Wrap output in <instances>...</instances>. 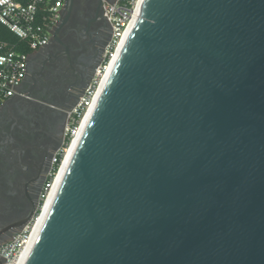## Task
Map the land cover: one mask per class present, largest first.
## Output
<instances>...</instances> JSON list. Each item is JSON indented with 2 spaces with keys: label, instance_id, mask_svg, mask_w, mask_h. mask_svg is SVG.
I'll list each match as a JSON object with an SVG mask.
<instances>
[{
  "label": "water",
  "instance_id": "water-1",
  "mask_svg": "<svg viewBox=\"0 0 264 264\" xmlns=\"http://www.w3.org/2000/svg\"><path fill=\"white\" fill-rule=\"evenodd\" d=\"M20 264H264V0H140Z\"/></svg>",
  "mask_w": 264,
  "mask_h": 264
},
{
  "label": "flooded vegetation",
  "instance_id": "flooded-vegetation-1",
  "mask_svg": "<svg viewBox=\"0 0 264 264\" xmlns=\"http://www.w3.org/2000/svg\"><path fill=\"white\" fill-rule=\"evenodd\" d=\"M104 1L73 0L68 14L63 8L56 36L29 56L17 93L0 104V244L38 209L51 157L110 37Z\"/></svg>",
  "mask_w": 264,
  "mask_h": 264
},
{
  "label": "built area",
  "instance_id": "built-area-1",
  "mask_svg": "<svg viewBox=\"0 0 264 264\" xmlns=\"http://www.w3.org/2000/svg\"><path fill=\"white\" fill-rule=\"evenodd\" d=\"M140 0L104 1L101 14L110 30L101 62L76 106L71 110L61 146L53 153L52 170L43 187L38 209L32 219L11 239L0 244L2 264H18L31 239L37 219L64 162L78 136L82 122L93 104L104 75L120 45ZM65 0H0V25L17 39L16 43L0 40V104L14 96L26 75L27 60L52 37L59 24Z\"/></svg>",
  "mask_w": 264,
  "mask_h": 264
},
{
  "label": "bare ground",
  "instance_id": "bare-ground-1",
  "mask_svg": "<svg viewBox=\"0 0 264 264\" xmlns=\"http://www.w3.org/2000/svg\"><path fill=\"white\" fill-rule=\"evenodd\" d=\"M138 5H139V4H138ZM137 8H138V7H137ZM136 12H137V9L135 10V13H134V15H133L132 21H131L130 25L128 26V28H127V30H126V33H125V35H124V37H123V39H122L120 45L118 46L115 55L113 56V58H112V60H111V62H110V66L108 67V71H107V73L104 75V77H103V79H102V81H101V83H100V86H99V89H98V91H97V93H96V95H95V98H94L93 104L91 105V107H90L88 113L86 114V116H85V118H84V120H83V122H82L80 132H79L78 136L76 137V139L74 140V142L72 143L70 149L68 150V152H67V154H66V157H65V159H64V162H63V164H62V166H61V168H60V171H59V173L57 174V177H56V179H55V181H54L53 187H52V189H51V191H50V193H49V195H48V197H47V199H46V201H45V204H44L43 209H42V213H41V215L39 216V218H38L37 221H36V224H35L34 229H33V231H32V236H31V239H30V241H29V243H28V245H27V248H28V246H29V244H30V242H31V240H32V238H33V236H34V234H35V232H36V230H37V228H38V226H39V224H40V222H41V220H42L44 214H45V211H46V209H47V207H48V205H49V203H50V201H51V199H52V197H53V195H54V190H55V188H56V186H57L59 180L61 179V174H62V172H63V170H64V167H65L67 161H68V162L70 161V158H71V156H72V154H73V152H74L75 146L77 145V142H78V140H79V138H80V136H81V133H82V131H83V129H84V126H85V124L87 123V120H88V118H89V116H90V114H91V112H92V110H93V107H94V105H95V103H96V100H97V98H98V96H99V94H100V92H101V90H102V88H103V86H104V83H105V81H106V79H107L109 73L111 72L112 66H113V64H114V62H115V60H116V58H117V56H118V54H119V52H120V50H121V47L123 46V43L125 42V40H126V38H127V35L129 34V31H130V29H131V27H132V25H133L134 19H135ZM27 248H26V250H27ZM26 250H25V252H26ZM25 252H24V254H25ZM24 254L22 255V258H23V256H24ZM22 258L20 259V261H19L18 264L21 263Z\"/></svg>",
  "mask_w": 264,
  "mask_h": 264
},
{
  "label": "trees",
  "instance_id": "trees-1",
  "mask_svg": "<svg viewBox=\"0 0 264 264\" xmlns=\"http://www.w3.org/2000/svg\"><path fill=\"white\" fill-rule=\"evenodd\" d=\"M0 40L16 43L17 39L5 27L0 25Z\"/></svg>",
  "mask_w": 264,
  "mask_h": 264
}]
</instances>
